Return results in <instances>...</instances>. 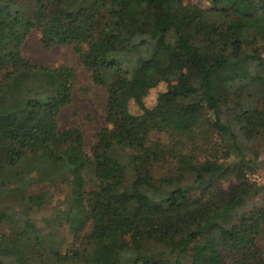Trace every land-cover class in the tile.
I'll return each mask as SVG.
<instances>
[{
  "label": "trees",
  "instance_id": "1",
  "mask_svg": "<svg viewBox=\"0 0 264 264\" xmlns=\"http://www.w3.org/2000/svg\"><path fill=\"white\" fill-rule=\"evenodd\" d=\"M205 1L0 0V175L15 185L0 179V194L14 198L0 201V264H61L34 218L49 196L15 191L47 180L71 193L44 219L70 234L65 264H264V205L239 214L264 194L248 179L264 169L248 152L264 143V0ZM33 30L45 47L73 45L106 88L107 125L91 154L80 128L60 124L76 69L26 57ZM141 79L168 87L137 113ZM73 151L83 160L76 178L65 176Z\"/></svg>",
  "mask_w": 264,
  "mask_h": 264
},
{
  "label": "rangeland",
  "instance_id": "2",
  "mask_svg": "<svg viewBox=\"0 0 264 264\" xmlns=\"http://www.w3.org/2000/svg\"><path fill=\"white\" fill-rule=\"evenodd\" d=\"M23 2H30V0H20ZM186 3L198 4L203 7H209L207 1L205 0H185ZM213 19L219 20V15H212ZM239 25L238 23H233L230 28V36L233 40L238 39ZM23 53L26 57L30 58L34 63L45 64L50 66H57L61 64L71 65L76 69L77 73V88L73 95L72 102L66 106L60 117V124L62 128L67 127H77L80 128L85 136V150L88 154H91L92 146L95 142L96 133L107 125V91L106 88L102 85L95 84L91 79L90 72L83 66L80 61L79 55L74 49L73 45L69 44H56L51 47H45L41 42V33L40 31L33 30L28 34L24 44H23ZM141 90L138 93V102L131 103V109L134 112H140L142 109L147 107H152L159 96V94L166 90L168 85L166 83H160L156 87H149L145 81L142 79L139 80ZM147 88V89H146ZM249 153L253 156L258 157L259 159H264V143L260 140L255 141L252 146L249 147ZM129 153H123V160L128 168V172L131 173L129 167ZM83 160L80 155L73 151L71 153L70 164L65 170V176L76 178L79 177L82 171ZM29 168V167H26ZM7 173L5 177L0 175V179L8 181L7 184L3 187L6 190L12 189L15 185L11 183L9 176L10 172ZM248 179L251 182H257L262 184L264 182V169H259L253 174L248 176ZM90 184L88 185V187ZM26 187V186H25ZM23 187L22 189L17 186L15 191L23 194V192L29 191H43L49 196V201L46 202L42 207H40L34 214V218L37 221L38 225L49 232L54 240L59 246L58 252L54 256L56 260L65 264L67 259L65 257V249L70 242V234L67 229L57 226L48 227L47 222L44 219L52 218L55 215V211L58 208H66V202L69 200L71 195L70 189L67 185H51L49 181L43 183H33L28 187ZM27 189V190H24ZM12 192L6 193L7 195ZM4 199L5 201H12L13 197L2 196L0 194V201ZM264 205V194L258 193L254 194L239 210V214L243 212L250 211L254 208H260ZM13 222L9 219L3 223V228L7 232L12 231ZM62 240H65V243L60 244ZM183 239L169 240L167 243L171 248V254L176 256L180 253V244ZM259 244L264 248V241L260 240ZM113 247V248H112ZM150 250L158 249L159 247L156 244H148ZM110 250V255L112 263L116 257V253L119 250L118 243H112ZM187 258V257H185ZM3 264H14L10 260H3Z\"/></svg>",
  "mask_w": 264,
  "mask_h": 264
}]
</instances>
